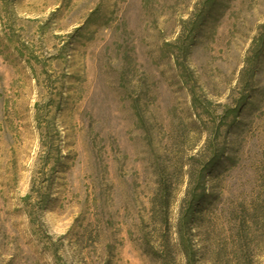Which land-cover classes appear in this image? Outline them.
<instances>
[{
    "label": "rangeland",
    "instance_id": "rangeland-1",
    "mask_svg": "<svg viewBox=\"0 0 264 264\" xmlns=\"http://www.w3.org/2000/svg\"><path fill=\"white\" fill-rule=\"evenodd\" d=\"M0 264H264V0H0Z\"/></svg>",
    "mask_w": 264,
    "mask_h": 264
},
{
    "label": "trees",
    "instance_id": "trees-1",
    "mask_svg": "<svg viewBox=\"0 0 264 264\" xmlns=\"http://www.w3.org/2000/svg\"><path fill=\"white\" fill-rule=\"evenodd\" d=\"M191 205H192V206L190 207V210H191L192 208H194L195 203L193 202ZM194 219H195V216H194V218H193V221H194Z\"/></svg>",
    "mask_w": 264,
    "mask_h": 264
}]
</instances>
